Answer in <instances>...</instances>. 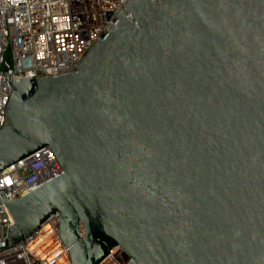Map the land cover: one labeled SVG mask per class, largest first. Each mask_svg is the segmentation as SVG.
Instances as JSON below:
<instances>
[{
    "label": "water",
    "instance_id": "obj_1",
    "mask_svg": "<svg viewBox=\"0 0 264 264\" xmlns=\"http://www.w3.org/2000/svg\"><path fill=\"white\" fill-rule=\"evenodd\" d=\"M77 66L3 76L0 170L63 171L0 197L10 241L58 212L70 264H264V0H125Z\"/></svg>",
    "mask_w": 264,
    "mask_h": 264
},
{
    "label": "built area",
    "instance_id": "obj_2",
    "mask_svg": "<svg viewBox=\"0 0 264 264\" xmlns=\"http://www.w3.org/2000/svg\"><path fill=\"white\" fill-rule=\"evenodd\" d=\"M125 0H0V127L6 121L9 80L77 71V63ZM50 147H43L0 170V197L19 198L62 174ZM59 213L51 214L27 238L14 244V219L0 203V264H70L59 239ZM47 232V233H46ZM47 234V236H45ZM52 236V242H49ZM49 242V243H48ZM116 247L99 264H126Z\"/></svg>",
    "mask_w": 264,
    "mask_h": 264
},
{
    "label": "bare ground",
    "instance_id": "obj_3",
    "mask_svg": "<svg viewBox=\"0 0 264 264\" xmlns=\"http://www.w3.org/2000/svg\"><path fill=\"white\" fill-rule=\"evenodd\" d=\"M46 233H47V232H46ZM45 236H47V234H46ZM49 237H51V239H50L49 242H52V240H53L52 236H48V238H49ZM49 242H48V243H49Z\"/></svg>",
    "mask_w": 264,
    "mask_h": 264
}]
</instances>
